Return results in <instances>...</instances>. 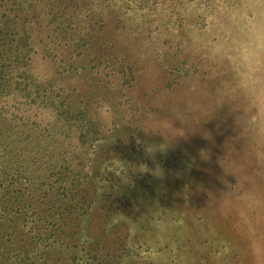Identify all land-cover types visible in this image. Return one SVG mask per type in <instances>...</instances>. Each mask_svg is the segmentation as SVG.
Returning <instances> with one entry per match:
<instances>
[{
	"label": "trees",
	"instance_id": "1",
	"mask_svg": "<svg viewBox=\"0 0 264 264\" xmlns=\"http://www.w3.org/2000/svg\"><path fill=\"white\" fill-rule=\"evenodd\" d=\"M233 5L0 0V264H155L156 250L133 225L141 202L103 182L123 163L93 105L106 99L104 72L136 79L138 50L156 32L192 24L203 34ZM244 170L264 185L261 172ZM252 214L264 226V207Z\"/></svg>",
	"mask_w": 264,
	"mask_h": 264
},
{
	"label": "rangeland",
	"instance_id": "2",
	"mask_svg": "<svg viewBox=\"0 0 264 264\" xmlns=\"http://www.w3.org/2000/svg\"><path fill=\"white\" fill-rule=\"evenodd\" d=\"M221 11L205 22L203 34L192 24L156 32L138 50L136 79L104 72L106 99L93 105L123 163L103 173V182L107 191L141 202L143 215L133 225L156 250L155 264H251L250 246L264 243L263 224L251 223L253 192L264 193V185L249 173L248 179L236 155L241 144L233 118L219 109L216 96L228 66L214 54L219 42L231 41L239 25L264 9L234 0ZM90 65L83 70L84 84L94 71ZM101 112H107L106 123ZM253 171L264 179V169ZM226 172H244L249 184L234 186L235 176ZM228 185L232 194L221 201Z\"/></svg>",
	"mask_w": 264,
	"mask_h": 264
},
{
	"label": "clouds",
	"instance_id": "3",
	"mask_svg": "<svg viewBox=\"0 0 264 264\" xmlns=\"http://www.w3.org/2000/svg\"><path fill=\"white\" fill-rule=\"evenodd\" d=\"M248 2L264 9V0ZM214 54L228 66L227 81L216 89V96L219 109L226 108L233 118L235 141L241 144L236 155L246 167L264 169V11L239 25L231 41L219 42ZM100 118L106 123L107 112H101ZM226 173L235 176L234 186L249 184L244 174ZM234 186L228 185L231 190L222 193L221 201L231 196ZM252 199L253 212L264 207V193L259 189L254 190ZM250 255L253 264H264V243L250 246Z\"/></svg>",
	"mask_w": 264,
	"mask_h": 264
}]
</instances>
